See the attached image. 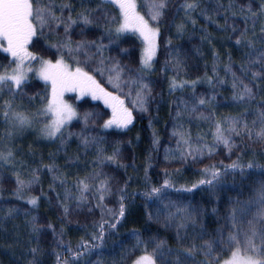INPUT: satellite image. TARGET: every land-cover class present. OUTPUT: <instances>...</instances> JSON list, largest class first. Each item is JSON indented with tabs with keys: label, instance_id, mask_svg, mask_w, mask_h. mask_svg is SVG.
Wrapping results in <instances>:
<instances>
[{
	"label": "trees",
	"instance_id": "obj_1",
	"mask_svg": "<svg viewBox=\"0 0 264 264\" xmlns=\"http://www.w3.org/2000/svg\"><path fill=\"white\" fill-rule=\"evenodd\" d=\"M57 2L59 3V0ZM72 3L74 12L81 10V0H72ZM182 3L183 0H169L168 8L160 21L155 66L152 74L146 77L152 88V98L146 113L133 110V123L127 130L103 131L100 124L111 117V109L105 107L103 101L93 100L90 96L78 95L77 99L73 95H67L66 98L73 103L81 117L90 113L95 121L94 125L85 129L82 120H74L67 126V132H86L102 139L103 142L85 149L78 135H73L71 139H67L66 144L56 140L41 147H30L32 157L23 153L24 146L20 144L17 148L22 149L14 153L18 161L14 163L13 160L10 164L14 170L0 166V264H58V255L68 259L70 264H133V261L143 254L145 246L147 251L151 252L157 241L165 243V248L161 249L166 253L164 264H177L175 253L193 241L179 239L175 224L165 226L164 217L168 209L163 208L162 204L199 206L206 209L207 216L203 218V223L209 233H214L223 223L222 217L229 213L234 202H247L254 198L256 190L264 180V141L234 137L236 147L231 153L220 145L211 156L205 154L199 159L187 161L165 159V151L176 147L172 131L177 126L175 111L181 99H187L191 104L193 96H204L210 100L215 95L216 99L212 104L208 107L199 106V111H203L205 116L213 113L214 119L218 120L239 116L244 112V107L232 100L231 76H226L224 68L231 62L232 70L242 76L241 68L250 59H254L260 50H264V36L260 32L261 26H264V15L253 17L247 22L244 19L248 16L249 7L253 11H260L261 0H199L200 7L191 14V18L186 17L180 8ZM96 6L97 0H91V3L86 5L90 8ZM108 11L112 14L118 13L113 5H108ZM193 20L195 24L192 23ZM181 23L185 28L182 34H178L176 26ZM244 31L246 39L254 41L255 51L245 44L235 43ZM101 36L103 42L109 44V37L103 35L101 28L87 29L83 38L99 40ZM73 39H81L80 26L74 29ZM140 47V42L134 36H122L109 45L104 55L106 59L114 58L134 71L139 67ZM29 50L55 61V50L49 49L43 39L34 40ZM176 55L183 62L181 79L196 80L206 74L210 76L215 63L219 77L226 79L228 83L216 88L207 83L199 84L196 85L194 93L192 89H185L166 98L163 91L166 79L174 75L173 60ZM7 57L6 53L0 52V65L7 67ZM95 66V63L90 65L91 68ZM251 67L255 71L261 70L258 64H252ZM95 78L106 91L119 95L125 100V106L130 107V100L125 98L126 88L123 92H118L108 84L106 76L96 73ZM37 92H40V84L31 83L25 86L24 94L18 96V99L32 98ZM254 92L257 99L248 105L253 112L258 110L264 101V78L256 81ZM198 114H185L180 121L193 138L208 133L210 128L209 122L197 118ZM252 118L254 116H249V122ZM154 133L159 139V146L156 148L153 147ZM208 141L211 142L210 134ZM97 147L103 149L105 155H111L116 147L120 150L118 161L122 166L104 163L98 169L110 177L114 194L104 201L108 208L118 207L117 190L127 185L125 216L115 229L106 227L102 242L91 239L96 231L95 225L101 219V210L95 207L94 200L90 199L92 211L88 210V205L77 207L74 201L68 200L66 203L69 213L66 218L61 206L65 203V189L75 191L76 179L93 170L97 160ZM234 161L244 166L254 162L256 167L252 170L245 167L243 173L236 170L224 174L226 166ZM211 165L222 171V179L214 195L204 186L191 193L175 191L176 188L191 187L202 178V170ZM45 166H53L55 171L50 172ZM36 170H39V181L26 191L24 197H45L41 199V205L33 208L15 198L16 173L29 180L32 178V172ZM54 175L66 179V185L62 186L59 180H54ZM166 178L172 181L173 188L165 190L163 197L149 200L144 196L151 187H161ZM212 208H216L218 215L212 213ZM11 209L15 211L9 215ZM175 210L172 208V211ZM149 212L161 213L159 221L150 220ZM33 224L38 231H33ZM61 230L63 235L59 236ZM191 232L192 228L189 226L188 229L181 230L180 235L190 236ZM137 236L144 242L139 248L136 247ZM59 240H63V244L58 243ZM81 240L99 244V247L73 262L67 248L76 249ZM195 243L200 244L203 241L196 240ZM34 248L38 249L35 254L31 251ZM169 249L173 254H167ZM194 259L198 264L203 257L197 255ZM157 261L160 264L159 255Z\"/></svg>",
	"mask_w": 264,
	"mask_h": 264
},
{
	"label": "snow or ice",
	"instance_id": "obj_2",
	"mask_svg": "<svg viewBox=\"0 0 264 264\" xmlns=\"http://www.w3.org/2000/svg\"><path fill=\"white\" fill-rule=\"evenodd\" d=\"M89 3L91 0H81V10L74 12L72 0H59V3L57 0H0V52L6 53L11 58L7 67L0 65V99L5 91L13 100L16 96L23 95L24 86L33 77L46 86V95L37 94L42 104L35 112L14 106L13 100H4L0 104V118L9 127L6 136L0 137V140H10L15 133L31 129L39 123L42 125L39 129L40 135L45 139L60 140L62 144H66L67 139L78 135L85 149L101 144L102 139L88 135L86 132L80 134L67 132V126L74 120H82L85 129L94 125L95 121L90 113H85L81 117L73 104L65 100V93H78L79 97L90 96L93 100L103 101L105 107L111 109V117L100 124L103 131L127 130L133 123V110L144 113L148 111L152 88L146 77L152 74L154 68L159 47L160 21L165 15L169 0H139V10L138 0H97L95 8L86 7ZM108 5H114L118 13L112 14L108 11ZM199 7V0H183L180 5L185 16L189 18ZM247 11L248 16L244 17L246 22L253 17L264 15V0H261L259 12L253 11L251 7ZM192 23L195 24V20ZM77 26H80L81 39L74 40L73 31ZM176 27L178 34H182L185 25L181 23ZM89 28H101L103 35L109 37V44L103 42V36L99 40L83 38ZM260 32L264 36V26H261ZM125 34L136 35L143 45L139 67L134 71L121 65L114 58L106 59L104 55L109 45ZM40 39L46 41L49 49L55 50V61L29 50V45L33 44L34 40ZM235 43L245 44L255 51L254 41L246 39V31L240 33ZM92 63H95V68L90 67ZM252 64H258L261 70H252ZM182 70L183 62L176 55L173 60L174 75L169 80L170 94L189 87L194 93L196 85L201 82L207 83L212 88L228 83L226 79L219 77L215 63L212 75L206 74L196 80L181 79ZM224 72L226 76H231L232 100L244 107V112L239 116L218 120L214 119L213 113L205 116L203 111H199V106L211 105L216 99L215 95L210 100L204 96H193L191 104L187 99L179 100L175 111L177 126L172 131L176 147L171 151H165V159L196 160L205 154L213 155L220 145L231 153L236 147L234 137L264 141V101L254 112L248 108V105L257 99L254 92L256 81L264 78V50H260L254 59H250L241 68L242 76H238L232 70L231 62L224 68ZM96 73L106 76L108 84L118 92H123L126 88L125 98L130 100V107L125 106V100L119 95L106 91L95 78ZM192 113H199L198 119L210 123L208 133L193 138L191 132L180 123L183 115ZM249 116H254L250 122ZM209 134L211 142L208 141ZM158 146L159 139L154 133L153 147ZM119 153V147H116L111 155H105L103 149L97 147V160L94 162L93 170L86 176L76 179L75 191L65 189V203L61 205L65 218L69 213L66 203L68 200L74 201L77 207L88 205V210L92 211L91 199L95 201V207L101 210V219L95 225L96 231L92 234V241L102 242L106 227L115 229L125 216L127 185L117 190L118 207L108 208L104 201L114 194L110 177L102 170H98L104 163L119 165ZM13 160L14 152L11 147H8L6 151H0V164H12ZM45 167L50 172L55 171L53 166ZM245 167L252 170L256 165L250 162L244 166L234 161L226 166L224 174L236 170L243 173ZM38 171L32 172V178L29 180H25L20 173H16L15 196L17 199H22L26 191L39 181ZM145 177L147 178V170H145ZM53 179L59 180L62 186L66 185V179L56 175ZM221 179V169L211 165L202 170V178L191 187L176 188L175 191L191 193L204 186L214 195ZM170 188H173V183L166 178L161 187H151L144 196L149 200L159 199L164 196V191ZM38 200L39 197H30L26 202L34 208ZM162 207L168 209L164 217L165 226L175 224L179 239L193 241L175 253L177 264H197L194 259L197 255L203 257L198 264H264V180L261 181L253 199L247 202H234L229 213L222 217L223 223L214 233H209L203 223V218L207 216L206 209L199 206L172 204H162ZM172 208L176 210L172 211ZM14 211L11 209L8 214L12 215ZM212 213L218 215L216 208H212ZM160 215L159 212L155 214L149 212L148 218L159 221ZM189 226L192 228L190 236H181V230H186ZM48 227L51 228L52 225ZM33 231H38L35 224H33ZM58 235L62 236L63 230ZM196 240L203 243H195ZM58 243L63 244V240H59ZM142 244L144 242L137 236L136 247L139 248ZM95 247H99V244L94 245L81 240L76 249L68 247L67 251L71 255V260L75 262ZM163 248H165L164 241H157L151 252H148L145 246L143 254L136 258L133 264H158V255L160 264H164L166 253L161 251ZM31 251L35 254L38 249L34 248ZM167 254H173L172 250L169 249ZM57 261L58 264H70L68 259L59 255Z\"/></svg>",
	"mask_w": 264,
	"mask_h": 264
},
{
	"label": "rangeland",
	"instance_id": "obj_3",
	"mask_svg": "<svg viewBox=\"0 0 264 264\" xmlns=\"http://www.w3.org/2000/svg\"><path fill=\"white\" fill-rule=\"evenodd\" d=\"M114 6V5H113ZM115 7V6H114ZM118 12V10H117ZM134 36L139 42H140V55H141V50H142V43L140 41V39L136 36V35H133V34H125L123 36ZM30 46V45H29ZM35 53V52H34ZM37 54V53H35ZM38 55V54H37ZM8 56V55H7ZM40 56V55H39ZM10 57L8 56L7 57V62L9 63L10 61ZM8 63L6 65H8ZM154 66H155V61H154ZM154 70V68H153ZM152 70V71H153ZM31 75V74H30ZM171 78H167L166 79V84H165V88H164V91H163V94L166 98L170 97L171 95L173 94H170L169 93V80ZM191 81V80H189ZM34 82L40 84V92H37L34 97H36L34 100L33 99H26V100H19L18 99V96H16L13 100L12 97H10L8 95V93L5 91L3 94H2V99H0V104L3 103L4 100H13V104L14 106H20L21 108H24V109H27L28 111L30 112H35L38 108L41 107V104H42V101L40 100V96H38L37 94H40V95H46V86L45 84L36 79L35 77H33L32 79H30V81L25 85L26 87L28 85H30L31 83L34 84ZM199 84H205V82H201ZM197 84V85H199ZM25 86H24V89H25ZM23 89V90H24ZM186 89H191L190 87L189 88H186ZM185 90V89H184ZM181 90H177L175 93L177 92H180ZM174 93V94H175ZM67 95H73L75 96V98H77L78 96V93H65V100H67L69 103H72L70 102L66 97ZM89 97V96H88ZM91 98V97H90ZM78 99V98H77ZM22 102V103H21ZM73 104V103H72ZM0 137H5L8 130H9V127L8 125L5 123V121L0 118ZM40 127H42L41 124L37 123L34 125L33 128L31 129H26L22 132H18V133H15L12 138L10 140H0V151H6L8 147H11L12 150L14 151V153H17L18 151H20L22 148H17L19 147V145H23V153L24 154H28L29 157H32L33 155V152L30 149V147L34 148V147H41V145H48L56 140H48V139H45L43 138L41 135H40V132H39V129ZM116 130V129H114ZM26 160V159H24ZM18 161V158L16 157V155L14 156V163H16ZM23 163V160L21 162V164ZM0 166H4L5 168H9L10 170H14V168L12 167L11 168V165L10 164H0ZM16 173V172H15ZM30 197L32 196H28V197H23L22 199H19L25 203H27V199H29ZM45 196H41V198H39L38 200V203H37V206L38 207L39 205H41V199L44 198ZM16 198V197H15ZM17 199V198H16ZM31 206V205H30Z\"/></svg>",
	"mask_w": 264,
	"mask_h": 264
}]
</instances>
